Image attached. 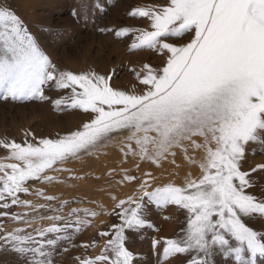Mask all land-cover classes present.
Returning <instances> with one entry per match:
<instances>
[{
	"label": "snow or ice",
	"instance_id": "1",
	"mask_svg": "<svg viewBox=\"0 0 264 264\" xmlns=\"http://www.w3.org/2000/svg\"><path fill=\"white\" fill-rule=\"evenodd\" d=\"M79 3L81 11L72 15L86 21L87 0ZM128 15L145 26L109 31L117 38L135 34L130 51L151 52L160 63L129 69L134 82L118 88L111 83L116 68L107 74L58 68L14 0H0V100L46 102V87L70 90L51 100L55 109L89 116L80 129L56 138L37 139L25 130L22 143L0 141L6 150L0 160V254L12 255V264H54L63 243L65 252L68 246L99 248L94 256L75 257L74 264H143L130 246L145 229L160 231L149 220L150 206H174L185 227L176 238L151 239L156 264H173V258L175 264H217V257L257 264L264 260V199L250 190L264 164L246 165L255 155L250 145L264 155V0H163ZM109 147L121 160L108 175L119 174L116 184L132 185L131 194H110L107 208L46 194L45 186L66 183L64 173L72 181L84 179L67 165ZM178 157L187 168L181 183L161 182L143 170L167 163L179 176ZM86 202L95 208L72 206ZM101 217L118 221H101L96 236L102 245L95 238L73 243Z\"/></svg>",
	"mask_w": 264,
	"mask_h": 264
},
{
	"label": "rangeland",
	"instance_id": "2",
	"mask_svg": "<svg viewBox=\"0 0 264 264\" xmlns=\"http://www.w3.org/2000/svg\"><path fill=\"white\" fill-rule=\"evenodd\" d=\"M157 2L162 3L163 0H87L89 15L86 21L78 20L72 15L74 10L78 13L81 11L79 0H14V6L18 14L26 21L32 34L37 37L42 50L49 55L58 68L77 74L88 71L107 74L110 69L116 68L118 76H114L112 85L118 88H130L134 82V75L129 69L138 70L142 63L158 65L160 60L148 51H130L135 34L127 38H117L115 32L109 29L144 27V22L131 18L128 15L129 12L136 7H147ZM100 29L105 31L102 32ZM45 91L50 96V100L46 102L34 101L22 104L0 100V141L14 139L22 143L25 130L34 133L37 139L56 138L57 134L62 136L76 131L82 127L83 123L88 122V114L80 110L57 111L51 103L53 99L70 95V90L56 93L46 87ZM249 147L255 151V155L249 156L246 167L250 169L258 164H264V155H261L259 147L253 145ZM5 155L6 150L0 149V160H3ZM86 157L88 156L67 165L73 170L72 172L84 179L72 181L68 179V174L64 173L61 178L65 179L66 183L45 186L46 194L57 195L62 199H84L85 201H92V198L87 197L95 195L93 201H96L99 198L95 194L97 191L113 187L120 179L119 174L109 176V172L101 173L102 175H95L92 172L88 175L83 172L81 174L80 170L84 168L82 160ZM253 176L255 184L250 192L258 199H264V182H262L264 174L254 173ZM36 187L40 185L34 183L33 188ZM27 198L35 200L34 197ZM72 206L95 208L94 204L87 202ZM16 211L20 210L16 209ZM165 216L169 219L165 220ZM102 220L105 226L109 222H118L115 217L98 218L94 226L77 235L73 243H89L95 238L102 245L103 241L96 236L97 229L101 228ZM149 220L160 231L157 233L152 229H145L142 234L144 238L137 237L135 243L130 246V250L144 257L143 264H156L159 257L151 252V239L154 236L176 238L177 234H182L185 216L174 206H169L163 211L150 206ZM252 226L254 229L260 228L259 223ZM65 246L62 243L56 249L54 264H74L77 256H94L99 252V248H89L85 251L71 246H68V251L65 252L63 251ZM160 251L162 253V248ZM13 260L14 257L10 254H0V264H12ZM173 264H175L174 258ZM217 264H235V262L231 257L226 260L217 257ZM257 264H264V260L258 258Z\"/></svg>",
	"mask_w": 264,
	"mask_h": 264
},
{
	"label": "bare ground",
	"instance_id": "3",
	"mask_svg": "<svg viewBox=\"0 0 264 264\" xmlns=\"http://www.w3.org/2000/svg\"><path fill=\"white\" fill-rule=\"evenodd\" d=\"M104 153H106V154H104ZM120 160H121V157L119 156L117 149L114 147H109L107 149L101 150V154L99 156L93 155V156H88V157L84 158L82 160V164H83L84 168L80 171H81V174L83 172L86 175L90 174L91 172H92V174L94 173L95 175L96 174L102 175L101 173H108L113 168L119 169ZM177 162L181 163V169L179 170V173H180L179 176L172 175V173H174L177 170L175 169L174 166H170L167 163L164 165L163 169L149 168L147 165H145L143 167V170L144 171H149V170L154 171V174L157 175L158 177H160L161 182H166L169 179H173V180H176L177 183H181L183 180V176H184L185 172L187 171V168L183 164L181 158L178 157ZM125 166L133 167V174L139 175L138 172H135L134 165H125ZM75 168H73L74 171H76ZM192 171H193L194 176H197V177L199 176L198 169H192ZM73 173H75V172H73ZM132 192H133V186L132 185L124 186V185L115 184L113 187H111L109 189H105V190H99L95 194H96V197H99L97 200L99 202L104 203L105 207H108L111 204L110 194H116V195H119L121 198H123L126 195L131 194ZM94 196L95 195H92V196H89L87 198L88 199L92 198L91 200L93 201V199H95V198H93Z\"/></svg>",
	"mask_w": 264,
	"mask_h": 264
}]
</instances>
